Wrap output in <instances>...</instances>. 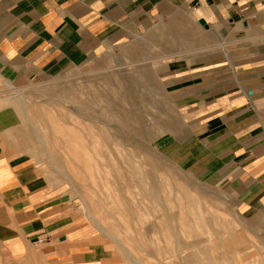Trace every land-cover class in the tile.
Masks as SVG:
<instances>
[{
	"label": "crops",
	"instance_id": "obj_1",
	"mask_svg": "<svg viewBox=\"0 0 264 264\" xmlns=\"http://www.w3.org/2000/svg\"><path fill=\"white\" fill-rule=\"evenodd\" d=\"M183 15L213 41L201 36L163 65L179 129L155 145L229 193L243 216L264 218V0H0V81L18 92ZM27 141L18 113L0 107V264H121L96 226L64 211Z\"/></svg>",
	"mask_w": 264,
	"mask_h": 264
},
{
	"label": "rangeland",
	"instance_id": "obj_2",
	"mask_svg": "<svg viewBox=\"0 0 264 264\" xmlns=\"http://www.w3.org/2000/svg\"><path fill=\"white\" fill-rule=\"evenodd\" d=\"M179 28L190 34L179 40ZM201 36L213 41L186 15L165 18L18 92L0 81V107L18 113L27 153L64 211L97 225L121 264H264V218L243 216L229 193L155 145L179 129L162 67L200 48ZM133 45L139 52L127 55Z\"/></svg>",
	"mask_w": 264,
	"mask_h": 264
},
{
	"label": "bare ground",
	"instance_id": "obj_3",
	"mask_svg": "<svg viewBox=\"0 0 264 264\" xmlns=\"http://www.w3.org/2000/svg\"><path fill=\"white\" fill-rule=\"evenodd\" d=\"M155 193H156V191H154V193L152 194V196L154 197L155 196ZM86 213H87V216L90 218V219H92L93 220V222H95V218H94V216H93V214H92V212L89 210V209H87L86 211H85ZM96 222L99 224V225H101L100 224V222H98L97 220H96ZM97 226V225H96ZM101 227V226H100ZM110 235V233H108V232H106V235ZM112 237V236H111ZM121 246L124 248V250L131 256H133L134 254H133V252L125 245V244H121ZM135 256V255H134ZM136 262V261H135Z\"/></svg>",
	"mask_w": 264,
	"mask_h": 264
},
{
	"label": "built area",
	"instance_id": "obj_4",
	"mask_svg": "<svg viewBox=\"0 0 264 264\" xmlns=\"http://www.w3.org/2000/svg\"><path fill=\"white\" fill-rule=\"evenodd\" d=\"M45 241V239L43 238V239H40L39 240V243H41V242H44Z\"/></svg>",
	"mask_w": 264,
	"mask_h": 264
}]
</instances>
